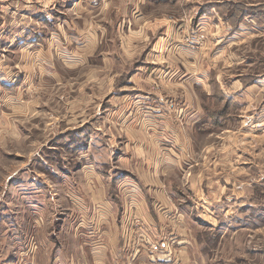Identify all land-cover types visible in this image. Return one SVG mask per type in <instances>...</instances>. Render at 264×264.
<instances>
[{"label":"rangeland","instance_id":"obj_1","mask_svg":"<svg viewBox=\"0 0 264 264\" xmlns=\"http://www.w3.org/2000/svg\"><path fill=\"white\" fill-rule=\"evenodd\" d=\"M78 2L52 0L45 11L66 21ZM28 4L0 0V56L11 59L25 42L44 43L47 33L33 29L46 24L45 12ZM83 6L98 17L109 35L105 51L124 71L116 74L115 88L97 97L95 114L87 119L45 103L20 118L15 132L0 127V264H20L17 242L25 240L38 213L60 200L61 174H71L79 163L76 133L99 117L114 116L129 100L125 93L139 92H152L146 106L174 109L203 140L197 158L181 162L178 182L170 186L177 214L196 230L202 264H264V0H86ZM166 43L173 46L168 62L152 65L166 57ZM133 78L146 83L138 87ZM68 88L61 91L80 103L94 91L83 78L70 77ZM154 92L161 96L154 98ZM53 207L45 222L51 221L50 234L58 240L73 226L72 210ZM118 214L123 222L125 210ZM121 227L136 226L126 214ZM159 245L166 246L164 237Z\"/></svg>","mask_w":264,"mask_h":264},{"label":"clouds","instance_id":"obj_2","mask_svg":"<svg viewBox=\"0 0 264 264\" xmlns=\"http://www.w3.org/2000/svg\"><path fill=\"white\" fill-rule=\"evenodd\" d=\"M51 3L29 0L27 5L44 11L46 24L51 25L41 23L33 29L47 33L44 43L36 46L35 41L25 42L11 59L0 56V127L11 132L16 131L20 118L45 103L58 106L69 117L83 113L87 119L95 114L97 97L115 88L116 74L124 71L105 51L109 35L98 17L83 6L86 0H79L68 11L69 19L62 22L45 11ZM111 38H116L114 33ZM70 77L78 82L83 78L93 87L83 103L80 97L68 99V92L74 91L68 88ZM133 82L138 87L146 83L136 78ZM61 88H68V92ZM166 107L121 106L114 116L99 117L76 133L81 145L75 157L78 166L71 174H61L60 200L38 213L40 218L33 219L25 240L17 242L20 264H202L205 258L200 254L202 245L196 243V230L177 214L173 201L178 198L170 186L178 182L181 162L197 158L195 149L203 140L174 109L162 112ZM129 108L131 117L126 119L123 113ZM4 146H9L7 139ZM117 166L128 172L115 171ZM125 184L129 185L131 202L121 190ZM53 206L72 210L73 226L65 228L58 240L50 234L51 221L45 222ZM133 207L139 211L133 212ZM122 209L129 224L136 226L134 231L114 227V217ZM167 213L176 217V222L161 220ZM166 229L171 232L166 234ZM162 237L166 246L159 245Z\"/></svg>","mask_w":264,"mask_h":264},{"label":"crops","instance_id":"obj_3","mask_svg":"<svg viewBox=\"0 0 264 264\" xmlns=\"http://www.w3.org/2000/svg\"><path fill=\"white\" fill-rule=\"evenodd\" d=\"M168 41V40H167ZM167 45H166V47H165V50H166V57L164 58V59H162V60H153V61H151V64L153 65V63L155 62L156 63V61L158 62V61H162V63H165V62H168V59H169V56L170 55H172L173 54V46L171 45H168V43H166ZM162 66H164V65H162ZM166 67H168V66H166ZM170 73V72H169ZM168 73V74H169ZM171 75V74H170ZM169 78H170V76H169ZM144 85V84H143ZM124 87V86H123ZM126 87V86H125ZM132 89H134V87H131ZM152 92H148V94H147V97H145V94L146 93H138V94H128V93H125L124 94V96H122V97H128L129 98V100L127 101V103L125 104V106H130V105H135V106H137V107H140L141 109H143L147 104H146V98H149V96H150V94H151ZM112 94V92L110 93V95ZM154 94V98H156V96H161V94H159V93H157V92H154L153 93ZM159 100H161L162 98L161 97H157ZM163 112V111H162ZM124 114H126L127 116H126V119H128V118H130L131 117V110L130 111H128V114H127V112H124ZM165 114H167V113H165ZM193 115H196V114H193ZM163 116V115H162ZM160 119H162L161 118V116H160ZM179 152H177V154H178ZM179 155V154H178ZM213 187H215V186H213ZM122 191H124L125 192V194L126 195H128L129 196V200H130V202H131V200H132V196H131V194H130V192H129V185L128 184H125L123 187H122ZM172 191V190H171ZM172 194H173V192H171ZM178 208H180L181 209V207L180 206H178ZM132 209H134V210H136V212H138L139 210L136 208V207H133ZM133 211V210H132ZM161 212H164V209H161ZM125 213H126V210H125ZM127 214V213H126ZM126 214H125V216H124V218L126 219ZM168 214H170V213H167L166 215H168ZM166 215H162L161 216V220H164V221H167V220H165V216ZM183 215V214H182ZM175 217H173L172 219H171V221L172 222H174V219ZM121 218H120V216H119V214L117 213V215L114 217V227L117 229V230H121V226H122V223H125V219H124V221L123 222H121V220H120ZM188 220V219H187ZM187 220H185V222L187 223L188 221ZM159 229H157V231H158ZM196 242H197V240H196Z\"/></svg>","mask_w":264,"mask_h":264}]
</instances>
